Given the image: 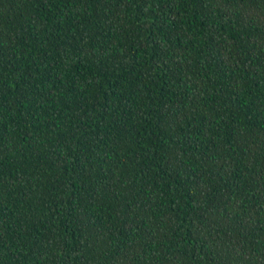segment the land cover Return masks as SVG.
<instances>
[{"label":"trees","instance_id":"obj_1","mask_svg":"<svg viewBox=\"0 0 264 264\" xmlns=\"http://www.w3.org/2000/svg\"><path fill=\"white\" fill-rule=\"evenodd\" d=\"M0 264H264V0H0Z\"/></svg>","mask_w":264,"mask_h":264}]
</instances>
